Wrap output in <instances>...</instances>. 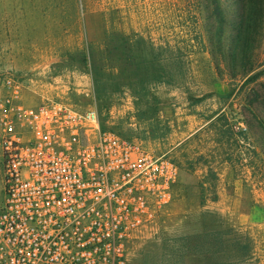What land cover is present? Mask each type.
I'll return each instance as SVG.
<instances>
[{
	"label": "rangeland",
	"instance_id": "1",
	"mask_svg": "<svg viewBox=\"0 0 264 264\" xmlns=\"http://www.w3.org/2000/svg\"><path fill=\"white\" fill-rule=\"evenodd\" d=\"M197 12L191 0H0V84L12 77L30 105L51 96L93 107L104 125L180 166L129 264H264V155L241 114L240 81L219 76L202 46L185 45L197 36L188 32ZM197 26L207 40L202 19ZM133 32L182 46L167 52L179 55L184 77L157 86L153 110L135 105L128 87L98 93L90 71L100 53L140 40ZM2 185L0 174V202Z\"/></svg>",
	"mask_w": 264,
	"mask_h": 264
},
{
	"label": "built area",
	"instance_id": "2",
	"mask_svg": "<svg viewBox=\"0 0 264 264\" xmlns=\"http://www.w3.org/2000/svg\"><path fill=\"white\" fill-rule=\"evenodd\" d=\"M180 166L104 126L93 107L26 104L0 84V264H129L156 224Z\"/></svg>",
	"mask_w": 264,
	"mask_h": 264
},
{
	"label": "trees",
	"instance_id": "3",
	"mask_svg": "<svg viewBox=\"0 0 264 264\" xmlns=\"http://www.w3.org/2000/svg\"><path fill=\"white\" fill-rule=\"evenodd\" d=\"M191 3L200 16L193 14L196 22L188 32L197 36L186 38L185 45L202 46L211 55L219 76L228 75L240 81L239 87L244 90L241 114L246 129L264 155V0H191ZM199 18L207 40L198 29ZM133 34L140 40L133 42L128 38L123 54L100 53L97 62L91 63L90 71L98 93L128 87L135 105L149 104L153 110L160 103L157 86L160 83L177 86L184 77L179 55L167 52L171 46H182L171 45L172 41L160 37L156 42L138 32ZM102 43L106 44V40ZM158 125V118L151 123L154 128Z\"/></svg>",
	"mask_w": 264,
	"mask_h": 264
},
{
	"label": "crops",
	"instance_id": "4",
	"mask_svg": "<svg viewBox=\"0 0 264 264\" xmlns=\"http://www.w3.org/2000/svg\"><path fill=\"white\" fill-rule=\"evenodd\" d=\"M162 96V95H161Z\"/></svg>",
	"mask_w": 264,
	"mask_h": 264
}]
</instances>
